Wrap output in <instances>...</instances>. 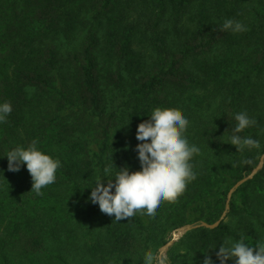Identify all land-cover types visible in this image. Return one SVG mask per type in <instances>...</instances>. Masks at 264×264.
<instances>
[{"label": "trees", "instance_id": "trees-1", "mask_svg": "<svg viewBox=\"0 0 264 264\" xmlns=\"http://www.w3.org/2000/svg\"><path fill=\"white\" fill-rule=\"evenodd\" d=\"M226 18L247 30H220ZM60 40L75 44L64 50ZM2 101L12 112L0 124V264H143L159 235L165 243L173 228L220 218L231 187L260 162L264 0H0ZM157 106L187 117L196 178L155 219L115 221L86 199L90 187L106 165L140 168L137 125ZM240 111L256 123L239 135L259 149L228 142ZM33 140L61 161L40 195L26 166L9 171L4 155ZM261 202L264 164L231 196L237 224L190 229L181 259L215 261L227 237L252 239Z\"/></svg>", "mask_w": 264, "mask_h": 264}, {"label": "clouds", "instance_id": "clouds-1", "mask_svg": "<svg viewBox=\"0 0 264 264\" xmlns=\"http://www.w3.org/2000/svg\"><path fill=\"white\" fill-rule=\"evenodd\" d=\"M220 30L240 33L247 28L239 20L226 18ZM11 112L9 101L0 102V124L7 121ZM234 120L233 135L228 142L235 145L237 151L259 149V140L239 135L254 125L255 119L246 111H240L234 114ZM188 125L187 117L176 109L154 107L149 119L141 121L136 129L139 143L135 148L140 168L130 171L127 166L113 169L111 164L106 165L94 180L86 199L98 204L101 212L118 222L137 214L155 219L162 203L175 202L187 184L196 178L191 161L200 149L189 143L185 135ZM4 155L9 171H19L22 165L26 166L32 179L31 191L36 195L55 182L57 169L61 166L60 159L38 148L36 140L28 146L18 144ZM102 176L107 178V183L102 182ZM244 241L243 237L236 240L227 237L215 252L216 260L205 255L202 264H228L230 260L233 264H264V241H256L254 247ZM143 264H170V260L166 252L154 249L144 254Z\"/></svg>", "mask_w": 264, "mask_h": 264}, {"label": "rangeland", "instance_id": "rangeland-1", "mask_svg": "<svg viewBox=\"0 0 264 264\" xmlns=\"http://www.w3.org/2000/svg\"><path fill=\"white\" fill-rule=\"evenodd\" d=\"M59 44H60V47L62 49L66 50L68 48L73 47L75 42H68V41L60 40ZM263 154H262V156H263ZM106 179L101 177V180L104 183H107ZM248 190H250V186H247V187L244 188V191H248ZM208 198L212 199L213 197H212V195H210V196H208ZM258 214H259V216L253 219V223H254V228L253 229L254 230H252L251 233H250L251 236H252L253 241H252V239H244L245 240L244 242L246 244H249L250 246H253V247L255 246V242L256 241H258V240L264 241V202H261L259 204ZM221 216H220V218H221ZM220 218H218L217 220H219ZM239 219H240V217L228 216L227 213H226V215H225L223 220L226 221V222H229L230 224H232L234 226L235 224H237ZM201 222H206V221H201ZM190 224H195V223H187V224H184L182 226L173 228L170 231L166 232L165 235H164L165 243H161V241H159V238H160V235H159L158 236V241H155V242L151 243L150 250L159 249V250H162V251L166 252L168 257H169L170 264H192L191 263V259L182 260L181 257H180V255L182 253H184L186 251V248H187L186 245H185V242L183 241V237L188 232V231H186V232L181 234L180 230H181L182 227H184L186 225H190ZM210 224H212V223H210ZM96 231H98L97 228H92L91 231L87 230L86 233H84L83 230L80 231L82 233V235L79 238V240L83 241L84 238H88L89 239L90 237L95 235ZM176 258H178V260H176Z\"/></svg>", "mask_w": 264, "mask_h": 264}, {"label": "water", "instance_id": "water-1", "mask_svg": "<svg viewBox=\"0 0 264 264\" xmlns=\"http://www.w3.org/2000/svg\"><path fill=\"white\" fill-rule=\"evenodd\" d=\"M264 164V154L263 156H261V159H260V162L258 163V165L251 171L250 174H248L247 176H244L243 178H241L240 180H238L234 186L230 189L229 193H228V202L226 204V210L223 212L221 218L219 220H217L216 222L210 224V223H207V222H200V223H195V224H190V225H186L184 227L181 228V234L186 232V231H189L190 229L192 228H195V227H198V226H206V227H210V228H214L216 226H218L220 224V222L224 219L226 213H227V209L230 207V199H231V196L233 194V192L239 187L241 186L244 182H246L247 180L251 179L257 172L260 168H262Z\"/></svg>", "mask_w": 264, "mask_h": 264}]
</instances>
